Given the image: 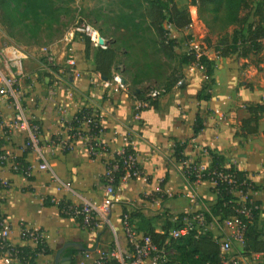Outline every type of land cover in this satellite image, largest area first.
Masks as SVG:
<instances>
[{
	"label": "crops",
	"instance_id": "crops-1",
	"mask_svg": "<svg viewBox=\"0 0 264 264\" xmlns=\"http://www.w3.org/2000/svg\"><path fill=\"white\" fill-rule=\"evenodd\" d=\"M167 29L176 30L172 26ZM63 41L73 51L72 68L60 64L46 69V75L38 76L40 61L36 59L33 66L36 68L22 71L27 80L19 78L18 93L10 89L9 96L0 94V151L13 155L8 168L17 167L16 159L31 166L25 175L0 167V184L8 186L0 188L1 234L5 240L11 246L33 250L36 245L29 232L38 229L48 236L45 245L49 254L37 255L35 264H54L57 250L69 242L83 248L82 251L73 247L65 250L64 256L70 257L69 264H88L85 254L94 257L97 251L117 248L128 255L120 224L123 213L128 214L131 225L141 234L149 229L163 234L179 227L183 220L199 216L201 221L197 226L201 234H210L217 244H230L227 257L231 264H264V252L243 255L242 241L233 238L225 219L216 217L206 222L216 200L215 184L190 182L183 171L185 163L195 161L200 169H207L211 162L209 150L222 156L225 166L232 165L252 183L264 185V118L259 120L256 134H239L240 121L248 117L245 104L264 102L262 71L247 65L248 62L232 65L222 62L223 58L217 62V57L211 58L205 53L213 64L209 100H196L205 76L202 68L192 65L182 70L183 88L174 87L162 94L153 108L143 101L146 96L137 98L127 90L104 89V80L95 71V52L85 57L80 38L64 37ZM9 97H22L26 107L21 110L12 103L7 105ZM13 107H18L30 127L37 129L36 146H27L25 134L13 126L9 128ZM82 108L96 114L101 128L97 135L89 134L86 122H80L76 128L69 126ZM197 115L203 129L193 135ZM73 132L75 138H71ZM91 141L97 147L92 156L87 147ZM185 141V161L177 162L173 156L174 144ZM61 143H68L71 148L61 151ZM126 148L133 152L141 176L119 180L114 195L105 198L103 178L107 164ZM40 164H45L46 170H39ZM247 196L251 203H259L258 214L255 219L247 210L243 214L260 230L264 227V191L248 192ZM245 197L237 196V203L243 206ZM103 200L112 204L110 213L99 214L98 227L92 230L82 229L76 221L61 217L56 205L88 203L101 209ZM167 254L170 259L175 255L173 250Z\"/></svg>",
	"mask_w": 264,
	"mask_h": 264
},
{
	"label": "trees",
	"instance_id": "trees-1",
	"mask_svg": "<svg viewBox=\"0 0 264 264\" xmlns=\"http://www.w3.org/2000/svg\"><path fill=\"white\" fill-rule=\"evenodd\" d=\"M251 1L252 0H191V6L196 7L198 12L208 13L212 16L213 20L221 19L224 25L233 26L235 28L229 40L228 37L224 36L218 44L212 47L217 58H227L236 55L239 58L246 59L251 54L263 53L264 55V45L262 44L264 40V0H258L252 12V16L256 19V22L247 23L251 13L249 6V2ZM60 3L61 0H0V10L3 20L6 21L10 28L20 27L28 33L31 39H36L41 30L52 29L53 26L60 23V18L62 16L67 15L68 11ZM134 3H136V6H133ZM121 5H123L125 9H120L115 14L113 24L114 30L129 34L131 38L138 41H144L146 34L152 32L158 38V40H149L150 44H152V47L155 49V53L160 54L166 60L176 64V70L167 77V83L164 88H162L163 94L168 93L174 87L183 88L182 84L179 83L182 79V68L196 65L203 69L205 76V83L200 91H198L196 100L208 101L210 98L208 91L213 85L212 62L208 60L204 54H197L193 50L182 55L175 54L174 48L177 46V41L169 37V31L162 26L163 23H165L176 30L188 27L191 23L188 12L179 9L174 4L173 0H149L146 2V6L140 4L139 0H134L133 2L123 0ZM221 11L223 13L220 16ZM205 42L208 47V40H205ZM88 46V40L84 39L85 54L89 49ZM144 54H146L145 51ZM116 57V51L109 46L104 50H96L94 58L95 71L102 79L109 80L111 78ZM159 64V62H147L144 64L142 70H144V72H150L154 67H159ZM254 66L258 72L264 71V60L263 62L256 63ZM140 83L139 81L135 82L136 85ZM132 93L137 98L145 96L144 91L136 88L132 90ZM143 101L146 102L147 106L156 107V101H151L147 97H145ZM245 111L248 117L240 121L239 134L242 136L254 135L257 133L259 120L264 118V102L259 104H245ZM91 113L92 111L90 109H80L69 122V126L76 128L79 123L85 119L84 121H88L89 134L92 136L97 135L101 131V128L96 126L93 122L96 118H90ZM202 129V120L197 115L192 126L193 135H197ZM186 145V141L175 142L173 156L177 162L185 161L183 150ZM129 154L133 155V152L129 148H126L123 152V156L126 157ZM207 154L211 162L210 166L203 171V174L216 170L231 177L236 186L235 192H239L240 195L246 196V201L245 204L241 206L237 203V196L230 191L231 186L228 183H217L213 189L216 200L209 210L206 222H210L211 218L216 217L220 219H227L229 217L238 218L244 226L242 236L243 255L263 253L264 241L261 240V237H264V227L260 230L255 229L241 211L243 209L249 210L253 219L256 218L258 213L253 207L258 206L259 203H251L247 193L264 191V185L252 183L246 178L244 172L235 169L232 165L225 166V159L222 156L209 150H207ZM114 161L118 164V169L116 172L111 173V177L112 185L116 187L123 176V170L120 156H115ZM16 163L21 173L25 175L29 165L22 159H16ZM194 163L196 164V161ZM108 168L107 166V169ZM185 177L190 182L194 181L192 177H187L186 175ZM105 180L104 177V184ZM203 181H207V179L204 178ZM66 204H68V202L59 203L57 206L59 214L62 207ZM60 215L61 217L67 218L62 214ZM1 221L2 217L0 216V224ZM76 222L79 227H81L80 220L78 219ZM145 234L148 235L152 242L159 248L163 247L162 244L166 239V232L164 234H157L152 229H149ZM22 237L25 238V234H22ZM0 245L7 247L8 243L2 241L0 237ZM7 249L10 252H17V258L21 264H35L37 255L49 254L47 247L42 244H38L33 250L28 247L18 246H9ZM164 249L166 251H174L175 255L170 259L172 264H222L219 244H217L208 233L198 235L191 233L177 240L171 239L168 241V244L164 246Z\"/></svg>",
	"mask_w": 264,
	"mask_h": 264
},
{
	"label": "rangeland",
	"instance_id": "rangeland-1",
	"mask_svg": "<svg viewBox=\"0 0 264 264\" xmlns=\"http://www.w3.org/2000/svg\"><path fill=\"white\" fill-rule=\"evenodd\" d=\"M129 1L133 2L134 0ZM147 1L149 0H139V3L146 6ZM122 2L123 0H61L60 4L68 11L67 15L62 16L60 23L53 26L52 29L41 30L36 39H31L28 33L20 27L10 28L6 21L3 20L0 10V69L4 71L7 76L6 78L11 80V90L14 93H18L19 86L17 82L19 78L27 80L26 77H23L22 71L24 72L26 68L29 70L36 68L33 67L37 62L36 59L40 61V71L37 72L38 76L46 75V69L54 68L60 64L63 66L67 64L68 56L73 55V51L69 45L64 43V37L80 38L84 43L85 38L74 30L80 18L96 27L102 37L107 40L108 46L116 51L117 57L113 64L112 74L116 73L123 78L128 92H132L136 88L144 91L146 96L150 90L161 91L167 83V77L176 70V64L155 53V49L149 40H158V38L152 32L146 34L144 41H138L131 38L129 34L114 30V16L118 10L124 8L121 5ZM173 2L179 9L188 12L191 21L190 25L186 28L169 31L168 36L175 38L177 41V46L174 48L175 54L182 55L193 50L197 54L208 53V56L215 58L216 55L212 47L218 44L224 36L228 37L229 40L235 28L224 25L221 19L213 20L212 16L208 13L198 12L196 7L191 6V0H173ZM257 3L258 0L249 2L251 13L247 23L256 22V19L252 16V12ZM133 6H136V3ZM222 13L221 11L220 16ZM162 26L168 30L169 25L163 23ZM205 40L209 42L208 47ZM262 44L264 45V40ZM88 47L89 49L86 54L84 51L85 57L91 51L96 52V49L90 46V44ZM11 49H15L21 59L15 60L13 63L9 62L8 58H10ZM144 51L146 54H144ZM25 53L31 56H24ZM215 59L217 62H220L218 59L222 58ZM223 59L222 62H229L232 65L235 62H248L247 65L254 66L258 62H263L264 55L263 53L251 54L246 59L232 55ZM147 62H159L160 64L159 67H154L152 71L144 72L142 69ZM61 74L64 75L65 72L63 71ZM11 76H14V79ZM261 77L264 80V71H262ZM181 80L179 83H182ZM136 81L141 83L136 85ZM7 96H9L8 93ZM9 103L21 107V110L26 107L22 97H9L7 105ZM13 108L15 110V107ZM31 132L36 139L37 129ZM14 146L18 148L16 145ZM12 156L0 151V167L7 169V163L13 160ZM8 169L18 175L21 173L18 167L13 169L9 167ZM3 187L8 188L7 184H0V188Z\"/></svg>",
	"mask_w": 264,
	"mask_h": 264
},
{
	"label": "built area",
	"instance_id": "built-area-1",
	"mask_svg": "<svg viewBox=\"0 0 264 264\" xmlns=\"http://www.w3.org/2000/svg\"><path fill=\"white\" fill-rule=\"evenodd\" d=\"M79 35L83 36L88 40L90 46L93 48L104 50L108 47V42L106 39L102 37L99 30L94 27L92 24L81 20L79 18L77 26L74 29ZM17 51L15 49L10 50V58L9 62H15L16 59L14 57ZM203 54V53H202ZM74 56L71 54L68 56L67 65L69 67L74 66ZM1 61V58H0ZM7 76L3 71L0 70V94L4 95L9 92L11 89V80L6 78ZM102 86L104 89H113V90H126V84L123 78L118 74H112L109 80H105L102 82ZM163 94V90H151L146 95L151 101H156ZM96 118L93 122L96 126L100 127L99 120L97 116L92 112L90 118ZM88 124V121H84ZM11 126L15 128L17 131L25 134V138L28 139L27 146L30 147L36 146L37 141L34 138V135L31 131H35V128L30 127L25 117L22 115L21 111L18 107H15L14 115L10 118V129ZM95 136V135H94ZM76 133L73 132L71 138H75ZM88 151L90 155H94V152L97 150V147L91 142L88 144ZM71 148L68 143H61L60 150L67 151ZM121 161V167L123 170V176L121 179H135L141 176V173L135 163L134 156L132 154L123 156V153L119 155ZM107 173L105 175V186H104V197L113 196L115 192V187L112 185V177L111 173L116 172L118 169V164L114 161L112 163H108ZM31 166L28 167L27 171L30 172ZM38 169L43 171L46 170L45 164H40ZM206 170V169H204ZM202 169L198 167L195 163H185L184 165V174L187 177H192L194 179L193 182L203 181V179H207V181L213 182L216 186L217 183L226 182L231 186L230 191L235 196H242L239 192H235L236 186L231 177L218 172L216 170L207 172L203 174ZM120 179V180H121ZM57 206L59 203L56 204ZM111 203L109 201L103 200L101 203V209H97L88 203H83L80 205L66 204L62 207L60 214L70 218L74 221L78 219L81 222L82 229L92 230L98 227L99 214L108 215L110 213ZM254 210H257V207H253ZM243 209L241 212H244ZM249 212V210H247ZM201 221V217L193 216L191 219H185L180 222V226L166 232V239L162 244V248H159L155 243L152 242L151 238L146 234H141L137 232L130 223V218L127 213L121 214L120 224L122 227V231L124 237L128 244V255L122 254L117 248L109 249L106 251H97V254L94 257H89L88 254H85V258H88V264H143L145 261H150L152 264H172L167 251L164 249V246L168 244L169 240H177L182 237H185L191 233H195L196 235L201 234L198 230L197 223ZM78 224V223H77ZM3 221H1V229H2ZM225 225L227 228L231 230L232 236L236 240L242 241V236L244 232V226L241 221L236 217H229L225 219ZM164 234V233H163ZM29 236L33 239L34 244L37 246L38 244L45 245V240L48 238L47 235H43L38 229H32L29 232ZM0 237L2 241H6L0 231ZM7 242V241H6ZM8 243V242H7ZM11 246L8 243L9 247ZM7 247L0 245V261L1 264H21L17 258V252H10ZM6 248V249H5ZM231 250V246L228 242H223L219 244V252L222 258V264H231V260L227 257V251ZM27 264V263H23ZM83 264V263H80Z\"/></svg>",
	"mask_w": 264,
	"mask_h": 264
},
{
	"label": "water",
	"instance_id": "water-1",
	"mask_svg": "<svg viewBox=\"0 0 264 264\" xmlns=\"http://www.w3.org/2000/svg\"><path fill=\"white\" fill-rule=\"evenodd\" d=\"M104 80V79H103ZM76 248L77 250H83V248L80 246V244H77V243H72V242H69V243H65L59 250H57V252L55 253V256H54V264H62V263H67L69 264L70 262V257L68 256H64V252L66 249L68 248Z\"/></svg>",
	"mask_w": 264,
	"mask_h": 264
},
{
	"label": "bare ground",
	"instance_id": "bare-ground-1",
	"mask_svg": "<svg viewBox=\"0 0 264 264\" xmlns=\"http://www.w3.org/2000/svg\"><path fill=\"white\" fill-rule=\"evenodd\" d=\"M14 57H15L16 59H19V56H18L16 53H15Z\"/></svg>",
	"mask_w": 264,
	"mask_h": 264
}]
</instances>
